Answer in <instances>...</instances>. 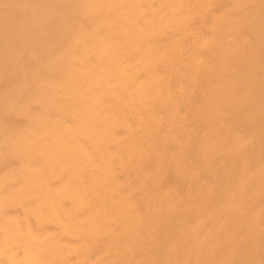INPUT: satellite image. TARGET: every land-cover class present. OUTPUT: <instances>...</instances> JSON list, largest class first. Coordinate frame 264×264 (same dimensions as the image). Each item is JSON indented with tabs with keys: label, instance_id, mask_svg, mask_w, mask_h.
Masks as SVG:
<instances>
[{
	"label": "bare ground",
	"instance_id": "1",
	"mask_svg": "<svg viewBox=\"0 0 264 264\" xmlns=\"http://www.w3.org/2000/svg\"><path fill=\"white\" fill-rule=\"evenodd\" d=\"M0 264H264V0H0Z\"/></svg>",
	"mask_w": 264,
	"mask_h": 264
}]
</instances>
